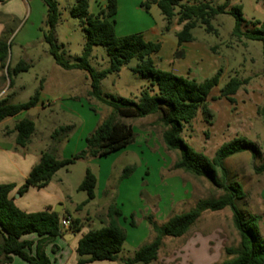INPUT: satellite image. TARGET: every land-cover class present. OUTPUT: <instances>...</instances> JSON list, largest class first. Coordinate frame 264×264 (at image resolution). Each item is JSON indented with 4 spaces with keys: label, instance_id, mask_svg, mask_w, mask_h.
<instances>
[{
    "label": "rangeland",
    "instance_id": "1",
    "mask_svg": "<svg viewBox=\"0 0 264 264\" xmlns=\"http://www.w3.org/2000/svg\"><path fill=\"white\" fill-rule=\"evenodd\" d=\"M56 1L59 8L54 30L56 42L60 54L70 63H76L87 41L85 22L72 15L77 0ZM146 1L118 0L116 32L120 36L143 32L153 41H159L161 49L152 57L161 69L198 81L220 71L218 86L206 105L200 107L197 116L185 123L181 136L186 143L211 157L223 142L236 136L246 137L259 147L256 158L249 151L234 154L225 160V167L229 180L240 182L246 192L245 198L237 202L244 217L259 215V231L264 237V173L255 171L264 160V119L258 111L264 105L263 42L234 36L236 19L225 13L212 19L213 31L200 23L192 30L194 40L179 45L177 33L183 26L177 17L167 30L168 20L158 5L152 3L147 10L141 6ZM202 1L220 5L227 0ZM191 3L194 0L182 1V4ZM105 4L106 0H89L90 13L97 14ZM232 5L243 7L244 30L253 28L255 20L264 24V0H231ZM180 8L177 6L176 11ZM47 15L48 6L44 0L0 1V39L6 37L11 43L7 63L16 66L25 60L30 64L29 70L14 77L12 86L6 71L0 70V83H4L9 103L26 102L40 90L38 105L31 112L26 110L8 118L6 124L15 126L19 120L31 118L36 130L26 149L30 156L38 157L45 151H53L63 159L86 149V138L114 113V108L90 96L88 71L66 69L57 63L46 39L51 29ZM89 62L98 71L108 68L110 57L106 47L94 46ZM138 63L139 60L133 58L119 72L110 73L101 82L103 92L110 98L126 97L135 101H139L144 90L158 93V86L152 80L132 70ZM232 77L248 79L235 95V104L225 98L217 99ZM158 118L159 115L153 114L122 119L135 132L131 144L107 156L78 160L60 169L44 190L30 189L24 193L22 202L31 205L49 202L54 210L60 209L61 217L70 214L82 220V230L76 232L74 240L58 237L46 245L53 264H75L74 256L79 258L73 251L77 238L90 228L106 225L110 204L117 205L123 212L120 223L127 239L119 260L97 262L123 264L139 247L154 239L156 234L149 223L150 216L159 224H165L172 215L196 208L199 201L223 194V190L206 177L174 169L179 151L167 149L162 138L164 127ZM68 125L71 129L54 135L55 130ZM128 166L134 170L122 179ZM87 169L98 178L96 197L78 209L77 206L87 198V193L78 189ZM218 174L221 175L220 169ZM15 195L18 198L20 193ZM132 215L136 221L134 227L130 224ZM239 242L240 235L229 207L220 211L205 210L184 236L165 237L158 259L150 264H217L229 257L226 248L238 246ZM54 245L58 246V251L52 250ZM58 252L62 253L59 261L55 260Z\"/></svg>",
    "mask_w": 264,
    "mask_h": 264
},
{
    "label": "trees",
    "instance_id": "2",
    "mask_svg": "<svg viewBox=\"0 0 264 264\" xmlns=\"http://www.w3.org/2000/svg\"><path fill=\"white\" fill-rule=\"evenodd\" d=\"M44 1L48 6L47 23L51 28L46 39L57 63L66 69L77 68L88 71L91 76L90 96L112 106L114 113L102 121L86 138L87 148L72 157L60 159L53 151L43 152L17 192L23 195L31 187L38 189L46 187L60 169L69 167L81 159L107 156L131 144L135 140V132L132 126L122 119L159 115L158 122L164 127L162 138L167 149L179 151L173 165L174 169L183 170L194 176L206 177L215 186L221 188L223 194L217 198L199 201L196 208L172 215L165 224H159L150 216L149 223L156 234L154 239L139 247L134 256L125 259L123 264H150L156 261L165 237L184 236L200 220L203 211H220L227 207L233 213V223L240 235V242L238 246L227 247L226 253L229 257L217 264H264V237L259 231L261 217L259 215H251L248 219L244 217L237 202L245 198L246 192L240 182L229 180L225 167V160L234 154L249 151L253 158H256L260 153L259 147L246 137L236 136L223 142L211 157L196 150L181 136L185 123H190L197 116L200 107L206 105L214 88L218 86L220 71L203 81H198L159 68L152 57L161 49L159 41L148 40L141 32L123 36L117 34L115 17L118 13V0H106V4L97 14L90 13L89 0H77L72 8V15L85 22L83 28L87 41L78 61L70 63L60 54L54 34L59 19L58 3L56 0ZM182 1L147 0L142 2L141 6L149 10L151 4L156 3L168 20L167 30L173 18L177 17L178 23L183 26L177 33L179 45L194 40L192 30L200 23L205 24L208 31H213L215 28L212 19L219 14L230 13L236 19L233 35L240 39L263 42L264 60V24L255 20L252 22L253 28L244 30L245 18L242 5L231 6V0L220 5L202 0H194L191 4H182ZM177 6L181 7L179 11H176ZM96 45L106 47L110 57V66L100 71L92 67L89 62L92 49ZM10 46L11 43L6 37L0 39V70L6 71L12 86L14 77L22 71L29 70L30 64L25 60L19 61L16 66L8 64ZM133 58H137L139 63L132 70L152 80L153 84L158 86V93L151 94L149 90H144L139 101L126 97L110 98L101 89L102 80L110 73L119 72ZM247 82L248 79L232 77L220 90L217 99L225 98L231 104H235V95ZM39 101L40 90L26 102L9 103L8 96L0 99V123L23 111L35 108ZM258 111L264 119V105ZM71 127V125L61 126L55 130L54 135ZM35 130L36 124L31 118L19 120L13 128L16 144L27 146ZM133 170L134 167H126L121 178L129 177ZM255 171L258 174L264 173V160L255 167ZM97 184V176L87 169L78 188L87 193V198L77 206L78 209L95 199ZM15 187L14 183H0V264L11 263L16 256L28 264H53L47 255L46 245L66 233L60 227L61 213L51 207L41 211H26L20 208L11 196ZM122 216L123 212L117 205L108 206L106 225L88 229L78 240L77 264L120 259L119 254L127 239V233L120 223ZM63 217L71 218L68 231L76 234L82 230L83 223L80 218H73L70 214ZM131 217L130 224L134 227L136 221L134 215ZM30 234H36L37 240L26 238ZM52 250L58 251V246L54 245Z\"/></svg>",
    "mask_w": 264,
    "mask_h": 264
},
{
    "label": "crops",
    "instance_id": "3",
    "mask_svg": "<svg viewBox=\"0 0 264 264\" xmlns=\"http://www.w3.org/2000/svg\"><path fill=\"white\" fill-rule=\"evenodd\" d=\"M119 6H120V3L118 5V8ZM143 34L146 39L153 41V39H151L148 35H146V33H143ZM0 74H1V71H0ZM6 95L7 93L5 92L4 83H0V99L6 97ZM7 119L0 123V183L16 184V187L12 191L11 196L14 198L15 203L20 208L26 211H41L49 207L53 208L52 204L49 202H42L40 203V205L38 204L31 205L28 202H22L24 194L23 195L20 194L18 198L16 197L15 194L17 193L19 187L25 182L30 170L39 161L41 155L38 157L30 156V154L26 150L27 146L22 147L16 144V134L13 132L14 126L7 125L6 124ZM30 189L40 190L36 187H31ZM44 189L45 187L41 188V190H44ZM30 206H36V207H30ZM30 208H39V209H30ZM72 234L74 233H72L71 231H68L62 237L65 238L67 236L68 239L66 238L65 239L68 241H72L76 237V234L75 235H72ZM80 237L77 238V242L73 250L74 252H76V247H77L78 240L80 239ZM26 238L37 240L38 236L36 234H30V235H27ZM60 255H62V253L58 252L55 255L56 257L55 260L59 261L58 257ZM74 258H75L74 260L75 264H77L78 259L76 258V256H74ZM104 263L105 262L100 263L96 261V262H92L89 264H104ZM12 264H28V262L16 256L14 257Z\"/></svg>",
    "mask_w": 264,
    "mask_h": 264
},
{
    "label": "built area",
    "instance_id": "4",
    "mask_svg": "<svg viewBox=\"0 0 264 264\" xmlns=\"http://www.w3.org/2000/svg\"><path fill=\"white\" fill-rule=\"evenodd\" d=\"M71 225L70 217H62L60 220V227L63 232H68Z\"/></svg>",
    "mask_w": 264,
    "mask_h": 264
},
{
    "label": "water",
    "instance_id": "5",
    "mask_svg": "<svg viewBox=\"0 0 264 264\" xmlns=\"http://www.w3.org/2000/svg\"><path fill=\"white\" fill-rule=\"evenodd\" d=\"M32 109H34V108H31V109H29V111L31 112V110H32ZM19 196H20V195H19ZM55 211H56V212H60V209H59V208H57V209H55ZM72 235H75V234H72ZM65 238H66V239H68V237H67V236H66Z\"/></svg>",
    "mask_w": 264,
    "mask_h": 264
}]
</instances>
